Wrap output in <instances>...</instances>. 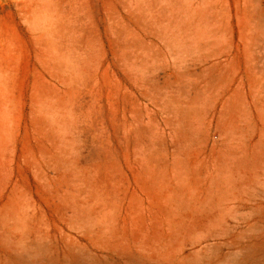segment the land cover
Listing matches in <instances>:
<instances>
[{"label":"rangeland","instance_id":"1","mask_svg":"<svg viewBox=\"0 0 264 264\" xmlns=\"http://www.w3.org/2000/svg\"><path fill=\"white\" fill-rule=\"evenodd\" d=\"M0 258L264 264V0H0Z\"/></svg>","mask_w":264,"mask_h":264},{"label":"bare ground","instance_id":"2","mask_svg":"<svg viewBox=\"0 0 264 264\" xmlns=\"http://www.w3.org/2000/svg\"><path fill=\"white\" fill-rule=\"evenodd\" d=\"M14 218V217H13ZM80 219V218H79ZM82 223V222H81ZM77 225V224H76ZM88 226V225H87ZM230 226V225H229ZM29 231V230H28ZM208 233V232H207ZM22 234V233H21ZM6 235H8V234H6ZM20 235V234H19ZM2 236H5L4 234L2 235ZM210 236V235H209ZM26 237V236H25ZM206 237H207V235H206ZM7 238V237H6ZM40 237H38V239H39ZM37 239V238H36ZM14 240V239H13ZM23 240V239H22ZM21 240V242H23ZM25 241H27L28 242V240H25ZM24 241V242H25ZM30 241V240H29ZM21 242H20V244H21ZM65 244V243H64ZM51 245V244H50ZM86 245V244H85ZM210 245V244H209ZM4 246H5V244H4ZM42 246V245H41ZM69 246V245H68ZM211 246V245H210ZM210 246H208V247H210ZM204 247H206V246H204ZM8 248V247H7ZM15 248V247H14ZM23 248H25V245L23 246ZM33 249V248H32ZM78 249V248H77ZM17 250V249H16ZM29 250V249H28ZM20 251H22V250H20ZM84 251V250H83ZM153 251V250H152ZM16 252V251H15ZM82 252V251H81ZM23 253V252H22ZM83 253H85V252H83ZM2 254V253H1ZM160 254V253H159ZM16 255V254H15ZM20 255V254H19ZM26 255V254H25ZM52 255V254H51ZM57 255V254H56ZM72 256V255H71ZM158 256V255H157ZM3 257V256H2ZM29 257V256H28ZM43 257V256H42ZM55 257V256H54ZM85 257H87V256H85ZM24 258V257H23ZM38 258V257H37ZM156 258V257H155ZM1 259V258H0ZM21 259V258H20ZM27 259V258H26ZM74 259V258H73ZM87 259V258H86ZM7 260V259H6ZM28 260V259H27ZM40 260V259H39ZM77 260V259H76ZM76 260H75V262H76ZM88 260V259H87ZM4 261V260H3ZM46 261V260H45ZM35 262V261H34ZM72 262V261H71ZM92 262V261H91ZM85 263V262H84ZM93 263V262H92ZM181 263V262H180ZM34 264V263H33ZM98 264V263H97Z\"/></svg>","mask_w":264,"mask_h":264}]
</instances>
